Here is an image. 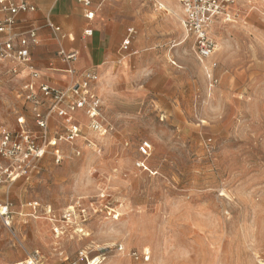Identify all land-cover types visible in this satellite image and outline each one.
<instances>
[{"label": "rangeland", "instance_id": "374dc122", "mask_svg": "<svg viewBox=\"0 0 264 264\" xmlns=\"http://www.w3.org/2000/svg\"><path fill=\"white\" fill-rule=\"evenodd\" d=\"M91 3L98 24L84 38L90 48L100 38L108 54L94 62L102 64L93 94L105 132L77 112L81 137L65 142L68 123L51 113L43 139L25 100L28 71L15 60L0 64V130L17 131L22 117L45 154L27 175L0 182L12 210L11 229L0 225V264H23L35 252L41 264H264V0H231L230 19L213 22L216 50L204 64L185 37L178 0ZM102 6L108 15L100 18ZM210 63L215 84L206 78ZM145 141L148 157L138 150Z\"/></svg>", "mask_w": 264, "mask_h": 264}, {"label": "built area", "instance_id": "2783aa9c", "mask_svg": "<svg viewBox=\"0 0 264 264\" xmlns=\"http://www.w3.org/2000/svg\"><path fill=\"white\" fill-rule=\"evenodd\" d=\"M179 4L184 7L186 12L185 19L182 25L185 28L186 35L192 40L194 45V53L197 61L204 64L207 59L213 55L216 50V43L210 35L213 22L219 16H224V19L229 20L230 15L227 13L228 5L231 0H178ZM82 4L86 9L85 18L87 21H92L95 13L88 10L91 6V0H82ZM35 7L25 1L16 2V0H0V63L15 60L17 67H23L28 71V76L32 79L38 78V73L30 64L29 46L36 43L37 31L29 28L24 33H12L17 18L26 13H34ZM60 31L58 28H54ZM92 32L86 30L85 34L90 35ZM136 34L135 29H130L126 33V37L121 43V50L128 51L130 42ZM59 56L65 62H75L77 54L75 52L67 53L64 50L59 52ZM16 67V68H17ZM216 63H210L204 67L206 78L215 84L217 78L213 75V70ZM17 70L14 69V72ZM68 73L71 77L74 76V70L69 69ZM98 74L94 71H87L80 75L77 81L67 86L65 89L57 90L51 86L37 85L33 82H28L24 86L26 92L25 100L33 102L34 119L38 129L41 131V137L46 138L45 131L48 126L49 116L54 113L58 118L64 119L68 123L66 133L61 140L65 142H73L81 137V126L72 118V115L77 112H82L89 121V128L95 132H105L103 125L100 122L99 112L101 107V99L93 94V90L97 85ZM38 95L42 99L49 102L48 111L45 113L38 109L40 101ZM18 130L7 132L0 130V156L9 164L3 166L0 163V182L3 179H14L16 177L27 175L34 168V164L43 158L44 150L37 143L38 137L34 136L28 130H25V120L22 117L17 118ZM56 140L49 141L48 145L55 146ZM138 150L143 157H148L151 153V145L149 142H142L138 146ZM55 150V154H57ZM58 155V154H57ZM59 159V156H57ZM140 166H143L140 164ZM27 209L37 214L41 207L36 201H30L25 206ZM51 212L50 208L47 211ZM68 213L65 218H70ZM12 210L8 203L0 200V225L11 229ZM54 234L58 236L59 229L55 228ZM121 250V249H120ZM38 253H33L28 259L22 261L23 264H41L38 261ZM135 260L137 256L131 255ZM141 258L148 260V253H144ZM88 264H101L99 257L91 259Z\"/></svg>", "mask_w": 264, "mask_h": 264}, {"label": "crops", "instance_id": "0c3cea01", "mask_svg": "<svg viewBox=\"0 0 264 264\" xmlns=\"http://www.w3.org/2000/svg\"><path fill=\"white\" fill-rule=\"evenodd\" d=\"M20 1H25L26 3L33 5L35 7V11L34 13H26L18 16L16 24L12 29V33H24V31L29 28L36 29L37 31L36 44L30 45L28 48L30 53V64L37 71L38 78L35 80L32 79L27 75L28 73H26V70L23 67H20V70L23 72L22 75L26 73L23 78L25 83L24 86L31 81L35 83L37 87L39 85L47 84L54 89H60L62 91V89L69 86L70 80H73L68 73L69 69H73L76 74L87 71H94L98 74V69L102 66V64L97 63L94 65V62L96 63L98 59H106L108 54L106 53V48L102 49L104 44L100 41V38L96 37L92 43L90 42L91 44L89 43L91 48L87 46L88 44L84 35L88 37L92 36L94 33L93 29L98 23L93 21L94 19L92 21L86 20V9L82 4V0H16V2ZM163 3L165 6L169 5L168 2L163 1ZM172 4L170 6L173 8ZM174 4L177 5V3ZM88 10L96 13V10L93 9V3H91V6L88 7ZM158 10L166 11V9L160 6V4H158ZM107 11V8L102 6L100 11L97 12L98 17L101 18L107 16ZM165 23L167 30H174V26H172L168 17ZM48 25L61 29L63 34L62 37L64 38L59 40L58 35L51 29H48ZM84 25V34L81 37L78 36V39L75 40L72 34L78 33L80 27L82 28ZM132 28L135 29V27ZM86 30H90L92 33L90 35H86ZM126 32L121 40V43L126 37ZM67 36L70 38L66 39ZM185 37L187 39L186 34ZM0 39H4V36H0ZM132 40H134V38H132ZM131 43L132 41L130 44ZM59 49L66 50L67 53L75 52L77 54L76 61H63L59 56ZM107 49H110V47ZM133 53H138V50L133 51ZM89 54H92L94 57L92 58L88 56ZM92 66L93 68H91ZM39 97L42 98L41 95H39ZM56 124L59 125L60 123L57 121Z\"/></svg>", "mask_w": 264, "mask_h": 264}, {"label": "bare ground", "instance_id": "6f19581e", "mask_svg": "<svg viewBox=\"0 0 264 264\" xmlns=\"http://www.w3.org/2000/svg\"><path fill=\"white\" fill-rule=\"evenodd\" d=\"M173 14L177 17L178 16V14H177V11H175V10H173ZM179 18V17H178ZM184 29V28H183ZM184 32H185V34H186V31L184 30ZM187 36V35H186ZM214 54V53H213ZM212 56V55H211ZM207 61H208V59H207Z\"/></svg>", "mask_w": 264, "mask_h": 264}]
</instances>
